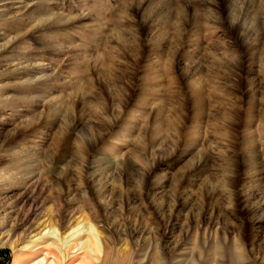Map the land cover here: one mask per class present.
Here are the masks:
<instances>
[{"label": "rangeland", "instance_id": "rangeland-1", "mask_svg": "<svg viewBox=\"0 0 264 264\" xmlns=\"http://www.w3.org/2000/svg\"><path fill=\"white\" fill-rule=\"evenodd\" d=\"M42 230L95 264H264V0H0L11 264Z\"/></svg>", "mask_w": 264, "mask_h": 264}, {"label": "bare ground", "instance_id": "bare-ground-1", "mask_svg": "<svg viewBox=\"0 0 264 264\" xmlns=\"http://www.w3.org/2000/svg\"><path fill=\"white\" fill-rule=\"evenodd\" d=\"M50 241L54 242L57 246L65 245L66 255H63V258L49 247V245L43 246ZM30 242L33 245H26L19 250H16L15 247L18 255L14 259L13 264H95L92 260L94 258L98 262L104 261L103 250L95 236H84L80 234V230H74L70 233L65 238L63 244L52 237L49 232L44 233V230L34 236ZM1 247L13 248L14 244L10 241H5ZM44 253V258H38L40 254Z\"/></svg>", "mask_w": 264, "mask_h": 264}, {"label": "built area", "instance_id": "built-area-1", "mask_svg": "<svg viewBox=\"0 0 264 264\" xmlns=\"http://www.w3.org/2000/svg\"><path fill=\"white\" fill-rule=\"evenodd\" d=\"M11 261L10 255L5 250L0 248V264H11Z\"/></svg>", "mask_w": 264, "mask_h": 264}, {"label": "trees", "instance_id": "trees-1", "mask_svg": "<svg viewBox=\"0 0 264 264\" xmlns=\"http://www.w3.org/2000/svg\"><path fill=\"white\" fill-rule=\"evenodd\" d=\"M10 259L12 260L11 256H10Z\"/></svg>", "mask_w": 264, "mask_h": 264}]
</instances>
